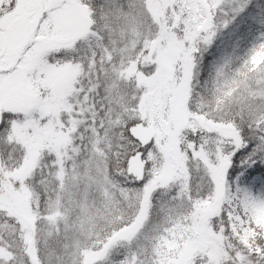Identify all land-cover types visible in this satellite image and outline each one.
<instances>
[{
	"label": "snow or ice",
	"instance_id": "obj_1",
	"mask_svg": "<svg viewBox=\"0 0 264 264\" xmlns=\"http://www.w3.org/2000/svg\"><path fill=\"white\" fill-rule=\"evenodd\" d=\"M0 264H264V0H0Z\"/></svg>",
	"mask_w": 264,
	"mask_h": 264
}]
</instances>
